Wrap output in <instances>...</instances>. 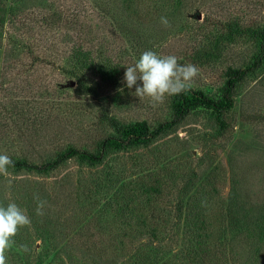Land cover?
Here are the masks:
<instances>
[{"label": "rangeland", "instance_id": "obj_1", "mask_svg": "<svg viewBox=\"0 0 264 264\" xmlns=\"http://www.w3.org/2000/svg\"><path fill=\"white\" fill-rule=\"evenodd\" d=\"M262 26L264 0H0V153L42 164L71 145L95 150L114 133L107 117L169 119L174 95L153 106L124 81L146 50L195 65L188 85L218 98L228 67L260 49L234 27ZM83 52L110 70L83 67ZM224 118L220 135L215 115L197 110L100 165L74 158L47 173L0 172V203L14 201L31 220L9 247L23 264H192L185 213L206 197L222 260L264 264V237L251 234L264 231V64L237 85ZM36 197L47 201L44 215ZM0 255L12 264L8 250Z\"/></svg>", "mask_w": 264, "mask_h": 264}, {"label": "trees", "instance_id": "obj_2", "mask_svg": "<svg viewBox=\"0 0 264 264\" xmlns=\"http://www.w3.org/2000/svg\"><path fill=\"white\" fill-rule=\"evenodd\" d=\"M234 28L241 34L257 40L260 49L250 64L244 67H228L226 70V80L221 95L218 98L212 97L202 89H195L189 86L186 91L174 95L172 98V116L167 120L159 122L156 126H151L146 120L125 123L116 117H107L106 120L114 129V133L101 139L95 150L71 145L65 150L58 152L55 158L47 160L42 164H36L26 158H11L14 162V166L11 168L47 173L58 169L68 160L74 158L93 166L100 165L113 151L126 150L131 147L150 146L154 141L173 131L189 114L200 109L210 110L215 115L218 122V134H224L228 127V122L224 118V115L235 106L237 85L250 74L255 73L264 64V26L243 29ZM229 36H233V33H229ZM78 62H81L83 67L97 71L103 76L110 70L96 63L91 53L83 52L81 55L79 54ZM70 73L77 76L80 80L82 79L79 73L73 71H70ZM153 191H158L157 187L146 190L149 199L152 198L150 194ZM205 199L206 197L198 199L197 203L193 204L190 210L185 213L187 231H189L188 238L190 239H187L183 250L186 255L188 253L187 257L191 259L192 264H229L227 261H223L221 256L226 250L225 245L217 244L220 239L218 234L222 231L221 225L216 224L212 217L207 216L206 206L203 203ZM240 204L242 208V203ZM180 216L182 217L183 215ZM257 227L258 225H255L254 233L252 232L251 234L255 237L259 236L263 238V228L257 231ZM254 244L257 246H254L258 250L257 253H262V250L255 241ZM6 250L11 253L9 262L12 264H23L18 252L15 253L11 247H8ZM4 264L6 263L4 262Z\"/></svg>", "mask_w": 264, "mask_h": 264}, {"label": "clouds", "instance_id": "obj_3", "mask_svg": "<svg viewBox=\"0 0 264 264\" xmlns=\"http://www.w3.org/2000/svg\"><path fill=\"white\" fill-rule=\"evenodd\" d=\"M164 25L169 23L166 16L160 17ZM198 73L192 64H181L175 55H162L154 50L143 51L132 66L126 67L124 81L128 89L135 87V96L149 97L156 103L166 96L177 95L186 91L188 83ZM138 81L140 83H138ZM12 159L0 153V172H6L13 167ZM36 214L44 215L46 200L36 197ZM31 224L29 216L14 201L7 204L0 203V253L9 247L12 238L21 227ZM0 264H4V257L0 255Z\"/></svg>", "mask_w": 264, "mask_h": 264}]
</instances>
